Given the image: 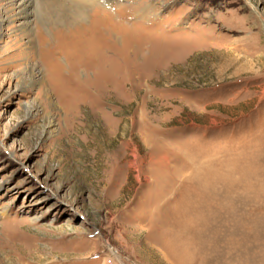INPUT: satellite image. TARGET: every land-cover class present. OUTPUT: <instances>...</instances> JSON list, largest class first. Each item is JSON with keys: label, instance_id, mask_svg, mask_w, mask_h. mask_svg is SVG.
Here are the masks:
<instances>
[{"label": "rangeland", "instance_id": "obj_1", "mask_svg": "<svg viewBox=\"0 0 264 264\" xmlns=\"http://www.w3.org/2000/svg\"><path fill=\"white\" fill-rule=\"evenodd\" d=\"M86 22L43 67L0 31V264H264V0Z\"/></svg>", "mask_w": 264, "mask_h": 264}, {"label": "bare ground", "instance_id": "obj_2", "mask_svg": "<svg viewBox=\"0 0 264 264\" xmlns=\"http://www.w3.org/2000/svg\"><path fill=\"white\" fill-rule=\"evenodd\" d=\"M39 1L0 0V31L6 29L10 23H17V30L15 31V34H13L16 37L11 41V46L9 44L5 46L2 54H6L8 49L16 47L14 52H12L13 50L11 51V53H13L12 55L18 56V58L22 57L27 61L28 58L34 57L37 66L43 67L40 60H36L38 59L36 52L40 53L41 56L45 55L46 57L48 55L50 56L52 53H65L68 56L73 55V52L71 53V51L74 50L76 43L78 42L73 38L74 34L80 31L82 32L81 27L87 23L86 19L88 11H90L92 5L95 3L97 4V0ZM101 1L103 2L104 0ZM3 2L4 4H2ZM6 5L8 7L4 8ZM32 25L35 27V32L32 29ZM39 25H45L50 31L56 29V32L60 35L59 42H57L58 44H54L55 46L52 47L47 35L48 32L45 34L46 36H43ZM16 32L18 33L16 34ZM3 36L4 34L0 33V39H2ZM21 37L26 38V43L21 42ZM71 38L72 40H68ZM11 53H7V55ZM8 67L11 66H7L6 68ZM25 70L29 73L28 76L32 85L38 82L33 67L28 70L25 66ZM42 82L43 80H39V83Z\"/></svg>", "mask_w": 264, "mask_h": 264}]
</instances>
